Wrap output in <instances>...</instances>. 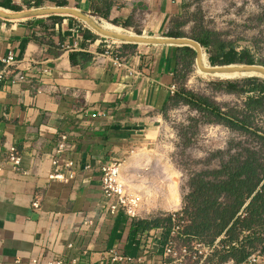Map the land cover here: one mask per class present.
I'll list each match as a JSON object with an SVG mask.
<instances>
[{
  "label": "crops",
  "instance_id": "crops-1",
  "mask_svg": "<svg viewBox=\"0 0 264 264\" xmlns=\"http://www.w3.org/2000/svg\"><path fill=\"white\" fill-rule=\"evenodd\" d=\"M67 1L58 6L40 0L35 6L32 0L29 6L26 0H0V8L19 14L68 7L131 30L138 27L141 36L155 40L170 37V22L183 10V0ZM9 3L18 9L3 6ZM85 29L97 39L85 40ZM99 36L74 12L0 18V68H5L1 59L12 53L15 64L9 70L26 77L25 82L0 85V264L43 263L62 255L78 257V264H114L107 258L114 247L144 256L141 264H162L159 233L137 228L122 212H110L100 166L129 152L134 153L121 163L125 170L135 171L150 159L141 151L155 144L162 129L161 110L176 85V48L183 46L125 44L134 50L122 57L99 51ZM181 40L176 42L197 51L190 41ZM80 51L92 57L87 63H72L71 53ZM61 132L70 136L76 172L64 182L49 178ZM11 147L22 157L19 170L6 160ZM166 173L170 180L175 174L169 166ZM173 182L163 201L168 212L182 209ZM173 195L178 203L172 202Z\"/></svg>",
  "mask_w": 264,
  "mask_h": 264
},
{
  "label": "trees",
  "instance_id": "trees-1",
  "mask_svg": "<svg viewBox=\"0 0 264 264\" xmlns=\"http://www.w3.org/2000/svg\"><path fill=\"white\" fill-rule=\"evenodd\" d=\"M34 1V5L39 6L40 0ZM53 1L58 6L68 5L67 0ZM26 3L31 6L32 0H26ZM112 5L113 3L107 4V10ZM3 6L18 9L11 3ZM106 16L107 13H104V17ZM181 24L176 26L180 27ZM138 34L141 33L138 31ZM166 36L181 37L184 33L172 29ZM84 37L91 42L97 39L89 29L84 30ZM192 38L209 52L211 65L257 63L248 49L238 51L233 42L220 38V33L216 30L202 28ZM188 46L176 48L177 74L178 66L188 73L192 71L196 51L192 46ZM91 57L90 53L82 51L70 55L74 64L82 61L87 63ZM257 64L264 65V61ZM187 76L186 73L182 74V81H185ZM215 87L220 92L234 95L239 102L233 106L222 105L209 97L188 90L183 85L174 94H170L163 111L186 105L202 114L207 123L223 125L232 132L250 138L254 144L244 146L241 141H237L236 151L234 148H228L213 155L226 154L228 160L222 161L217 169L202 170L191 176V190L185 198L186 203L182 210L190 221L186 231L207 246H214L218 238L226 237L221 238L218 243L227 246V251L220 256L219 263L233 260L238 264L257 250L256 242L264 244V238L259 235V231L264 229V79L252 76L221 80ZM231 143H234V140ZM132 221L134 226L143 231L172 223L171 217L162 216L151 219L132 218ZM261 252H264V247ZM214 253L217 256L219 251L215 250ZM209 261L212 263L213 260ZM216 263L218 264L217 261Z\"/></svg>",
  "mask_w": 264,
  "mask_h": 264
},
{
  "label": "rangeland",
  "instance_id": "rangeland-1",
  "mask_svg": "<svg viewBox=\"0 0 264 264\" xmlns=\"http://www.w3.org/2000/svg\"><path fill=\"white\" fill-rule=\"evenodd\" d=\"M182 4V13L171 20V28L168 33L172 29L181 30L184 36L192 38L202 28L216 30L220 33V38L233 42L238 51L248 49L257 63L264 61V0H183ZM93 18L100 24L104 20L98 15H94ZM178 23H182L180 27L176 26ZM114 26L119 27L120 32L126 35H143L138 34V31L140 32L138 27L131 30L117 24ZM82 28L84 26L78 28L80 33H82ZM112 40L116 43H112ZM97 41H99V51L110 50L111 55L114 56L119 53L122 57L129 56L134 50L132 47H125V44L132 43L112 37L100 35ZM88 44L91 45V43ZM108 45H111V48H107ZM117 46L119 47L116 48ZM202 50L207 65L218 67L210 64L209 52L204 48ZM177 69L178 74L176 73L175 81L177 90L184 85L188 90L209 97L222 105L233 106L239 102L234 95L220 92L215 87V84L221 80L233 79H221L200 73L196 66V60L189 73L181 66H178ZM184 73L188 76L185 81H182L181 76ZM161 111L163 126L155 136L156 142L150 147L152 150L149 148L141 151L151 156L150 159L135 171L125 170L124 166H121L122 179L127 184V190L140 198L138 212L141 213H138V219H151L168 212L163 201L165 191L171 189L173 181H175L178 188L176 191L182 200L181 206L184 208L185 198L191 190L189 186L191 176L202 170L217 169L222 161L228 160L226 154L213 155L218 151H226L228 148H234L233 150L236 151L237 141H241L244 146L254 145L250 138L232 132L223 125L207 123L202 114L186 105ZM232 140L234 143L230 144ZM166 151L169 152L168 157ZM133 153L129 152L126 157H122L120 163H125ZM155 155H158L157 161L151 159ZM168 166L175 173L171 180L166 173ZM125 177L129 183L125 181ZM259 235L264 238V229L259 231ZM221 238L225 239L226 237L222 236ZM218 245L215 250H218L219 254L216 256L214 253L212 257H208V263L204 264H214V262L217 264L216 261L218 264L227 263H219L220 256L227 251V246L221 243ZM255 246L257 250H262L264 244L256 242ZM210 259L213 260L212 263L209 261ZM199 261V253L192 248L191 254L185 257L182 264H197Z\"/></svg>",
  "mask_w": 264,
  "mask_h": 264
},
{
  "label": "built area",
  "instance_id": "built-area-1",
  "mask_svg": "<svg viewBox=\"0 0 264 264\" xmlns=\"http://www.w3.org/2000/svg\"><path fill=\"white\" fill-rule=\"evenodd\" d=\"M35 4V1L33 2ZM94 19V18H93ZM95 20V19H94ZM98 22L97 20H95ZM99 23V22H98ZM100 24V23H99ZM108 43V41H106ZM115 44L116 42L113 41ZM77 46V45H76ZM75 46V47H76ZM107 48H111L108 45ZM118 56V54H116ZM119 58L116 57V61ZM5 68H0V85L4 86L9 83L25 82L26 77L22 73L13 74L9 67L15 64V59L12 53H9L6 58L1 59ZM177 90L176 85L170 88L172 94ZM67 132L58 134L56 145L53 148L52 164L53 170L49 175L51 180L68 181L75 177V160L72 155V143ZM7 161L13 162L14 167L19 170L22 157L17 153L16 149L9 148ZM121 160L113 159L100 166L101 171V188L105 199L110 202L109 208L111 213L122 212L128 217L138 219V212L140 205L139 196H135L127 190V184L121 181L119 176V163ZM3 168V163L0 162V170ZM89 168V167H88ZM69 172V175H66ZM37 206V202L34 203ZM183 208L176 212H167L162 214V217H171V225H162L159 228H153L159 233V240H161V256L163 258L162 264H182L185 257L191 254L193 248L195 252L199 253V263H208V257H212L215 249L221 238L215 242L214 246H207L201 240L190 235L186 231V227L190 224L188 217L182 212ZM139 213V214H138ZM69 248H73L72 243L68 244ZM87 254V251H82ZM260 249L253 251L252 254L243 262L238 264H260V257L262 256ZM114 264H141L144 256L133 257L119 248L114 247L109 251L107 256ZM34 264H78V257L58 256L52 260L39 263V260L33 259ZM226 264H236L233 260L228 261Z\"/></svg>",
  "mask_w": 264,
  "mask_h": 264
},
{
  "label": "bare ground",
  "instance_id": "bare-ground-1",
  "mask_svg": "<svg viewBox=\"0 0 264 264\" xmlns=\"http://www.w3.org/2000/svg\"><path fill=\"white\" fill-rule=\"evenodd\" d=\"M101 24L103 25L105 29L102 30L99 27L95 26L96 29L99 30L100 32L108 33V34L117 33V35L119 36L122 35L121 34L122 32H120L121 29L117 26H114V24L110 22L108 23L106 21H103ZM127 39H132L135 41L144 40L142 37H139V36H127ZM186 40H181V41L182 42L190 41L193 44V46L197 48L198 57L196 59V66L200 73L211 75V76H216L221 79L242 78V77H248L250 75H257L264 79V67L262 66L229 65V66H223V67H220V66L214 67V66L207 65L202 47L198 43L192 40H188V41ZM119 176L121 178V181L124 183L122 176H121V163H119ZM173 201L178 203L179 197L177 195H173L172 202Z\"/></svg>",
  "mask_w": 264,
  "mask_h": 264
},
{
  "label": "water",
  "instance_id": "water-1",
  "mask_svg": "<svg viewBox=\"0 0 264 264\" xmlns=\"http://www.w3.org/2000/svg\"><path fill=\"white\" fill-rule=\"evenodd\" d=\"M46 11L47 12H68V13L74 12V13L78 14L79 16H81L83 18V20L86 22V24L88 25V27L90 29H92L94 32L98 33L99 35H103V36H107V37H112V38L124 40V41H126V43L146 44V45L147 44H153V45L170 44V45H180V46H184V45H181V44L177 43L176 41L181 40V39H188V40H192V41H194V42H196V43H198L200 45V43L197 42L195 39L190 38V37H186V36H181V37H166V38H159L161 40H155V38H146V37L141 36V35H130V34L126 35V34L121 33L122 35L119 36V35H117V33H115V34L102 33L99 30H97L95 26H97V27H99L100 29L103 30V29H105L103 27V25H101L98 22H96L93 18H91V17H89V16H87L85 14L79 13L78 11L72 10V9H70L68 7H55V8L49 9V10H34V11H31V12L19 13V14L9 13L6 10H3L2 8H0V18L6 19V20H13L15 18H23V17H28V16H36V15L45 13ZM127 36H139V37H142L144 40L138 42V41H135V40H132V39H127ZM188 47H190V46H188ZM190 48H192V47H190ZM197 55H198V52L196 51V58H197ZM196 58H195V60H196ZM232 65H234V64H232ZM236 65L262 66V67H264V65L257 64V63L256 64H236ZM216 66L223 67V66H229V65H216ZM252 76H257V75H250L248 77H252ZM257 77H260V76H257Z\"/></svg>",
  "mask_w": 264,
  "mask_h": 264
}]
</instances>
